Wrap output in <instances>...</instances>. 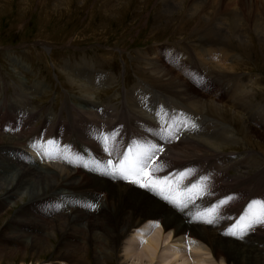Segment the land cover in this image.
Returning a JSON list of instances; mask_svg holds the SVG:
<instances>
[{
	"label": "bare ground",
	"instance_id": "bare-ground-1",
	"mask_svg": "<svg viewBox=\"0 0 264 264\" xmlns=\"http://www.w3.org/2000/svg\"><path fill=\"white\" fill-rule=\"evenodd\" d=\"M177 1L167 0L164 5L171 6L170 8L173 9L180 7L183 11L186 10L190 17L195 15L201 17V21L205 23L204 27L199 29V34L206 40L205 43L215 45L211 48H202L198 44H193L197 47L184 48L190 60L187 66L192 65V69H182L184 79L170 78L169 75L175 70L173 65L166 64L164 67L159 63L158 58L156 60L144 58L148 71L155 75L156 82L143 84V81H139L131 89L125 86L120 105H109V103L106 105L95 99V95L98 94L97 89L118 83V80L110 73L105 76L103 73L95 76V71L70 66V68L64 67L65 70L61 71L68 76L70 88L77 93L64 102L59 113L43 112L39 106L33 105L31 100L43 97L46 93L47 86L41 82L32 86L24 84L23 89L13 98L0 99V142L2 143L0 145V211L9 209L20 202L24 204L23 209L13 216V220L11 218V224L7 226L10 230L9 241L22 245L24 252L22 249L19 251V247H14L15 245L12 248L0 242V257L7 255L9 258H14L19 255L23 260L31 251V256L36 254L40 256L45 253H53L56 256L52 260H38L37 263L40 264H50V262L52 264H112L113 260L119 258L122 241L130 237V233L134 230L133 240H141L143 250L145 252L146 249L149 256L155 257V254L159 253L162 247L163 240L160 241V237L163 231L165 234L169 233L167 236L169 239H173L171 255L175 258L182 254V251L188 254L186 251L188 249L191 254H212L220 264H264V230L260 229V224H257L260 228L255 233L248 231L242 238L227 235L225 234L227 230H224L220 224H205L208 220L206 216L193 217V213L189 212L190 209L184 205V199L188 197L192 200L189 202L198 205L192 210L200 209L205 205L204 197H200L201 194L182 193L174 188L172 191L174 193L169 194L173 199H168L166 201L168 203L163 204L150 198L149 195L155 191L141 187L139 184L138 189L143 192L133 190L130 184L121 181L112 173L111 167L110 170L109 167L105 170L108 160L107 147L103 144L104 138L109 136L104 130V124L113 126L116 123H122L121 118H124L125 114L129 118L130 126L146 123L147 130L150 128L155 134L157 149L163 144L169 147L170 144L175 145L183 141L193 145L190 150L198 149V154L210 155L214 162L225 163L231 160L236 167L246 168L244 167L246 161H243L239 155L226 151L234 139L229 121L234 116L232 112L234 103L230 104V101L233 102L235 98H238L241 103L244 102L249 91L242 90L246 72H239L241 58L228 54L227 51L232 50L228 48V38L227 42L225 38L226 35L228 37L232 34L240 41H246L247 35L243 32L244 28H240L245 27V22L251 25L250 19L253 16L249 15L245 18L243 12L241 14L236 12L237 14L234 15L231 4L228 1L223 3V0ZM204 8L212 9L219 14L211 18L205 13L202 14ZM238 17H241L243 22H240L242 20ZM254 21L252 28L257 39L264 40V24L259 23L258 20ZM215 39L220 43L216 45ZM222 45H226L227 48H223L225 46ZM184 46H192V44H184ZM221 50L224 52L219 54ZM214 54L217 59L222 57L219 61L225 62V67L219 68L218 64H214ZM193 55L200 56L193 57ZM198 71L210 76L214 75L219 80L209 82V85L212 84L214 89L221 90L222 99L215 96V91L207 96L194 88L195 82L190 81V75H195ZM85 78L87 81L90 80L93 86L83 82ZM157 91L162 97L160 98L163 102L162 107L165 101L167 106L172 108L167 129L162 128L165 117L163 108L159 107L155 114L150 112L149 102L155 101L154 92L157 93ZM116 94L120 95L121 92L117 90ZM225 99L227 101H224ZM246 102H249L248 99ZM236 110L235 116L241 121L239 110ZM200 111L201 113L197 114ZM181 118L183 121L180 120ZM224 118L227 119L224 120ZM200 119H203L204 123L207 120L206 125H202L203 128L199 125ZM179 120L182 124H179ZM39 121L41 123H38ZM197 122L200 128L195 130ZM192 123L195 127L190 126L193 125ZM45 131L63 137L77 149L79 147L93 149L100 157V162L97 163L88 157L87 163L81 168L70 159L59 161L57 156L53 159V154L50 155V152L45 153L42 148L39 149L34 141L35 134H44ZM180 133L181 137L174 142L173 139ZM92 138L98 141L97 145L92 142ZM165 154V152L162 154L163 160L156 166L159 169L169 164ZM141 158L146 159V157ZM202 182V193H204L207 190L205 187L208 179L206 181L199 178L190 180V188L193 184L199 185ZM241 193L235 188L223 186V189L212 191L210 195L216 196V207L221 209L222 205L229 203V200L232 202L233 198ZM72 194L73 197L69 196ZM255 194L243 197L247 196L249 203L253 199L261 201L257 200ZM27 198L29 200L26 203ZM145 201L151 202L148 207L146 206L149 210L145 211V208L140 210V204ZM220 201H227V203L221 205ZM98 202L102 207L100 211H97L96 207H90V205L96 206ZM201 213L204 212L199 214ZM158 220H162L159 226L162 229L157 235L151 233V230L157 229L155 224ZM167 237L166 241L169 240ZM199 255L196 257H200Z\"/></svg>",
	"mask_w": 264,
	"mask_h": 264
},
{
	"label": "rangeland",
	"instance_id": "rangeland-1",
	"mask_svg": "<svg viewBox=\"0 0 264 264\" xmlns=\"http://www.w3.org/2000/svg\"><path fill=\"white\" fill-rule=\"evenodd\" d=\"M166 1L0 0V99L3 97L13 98L16 93H19L23 89L24 84L32 86L35 83L41 82L47 86L46 93L43 97H36V99L31 100L33 101V105L39 106L43 112L55 111L59 113L64 102L77 93L70 88L68 76L61 71L62 69L65 70L64 67L70 68V66L84 67L93 72L95 71V76L101 73L105 76L110 73L118 80V83L111 86H101L97 89L98 94L95 95L97 98L94 96L95 99L106 105L108 103L109 105H120L125 86L131 89L139 81H143V84H153L152 82H156L154 80L155 75L148 71L147 64L144 62L146 60H156L158 58L160 59L159 63L164 65V67L166 64L169 66L171 64L175 70L169 75L170 78L184 79L182 69H192V65L187 66L190 60L184 48H196L197 46H193V44H198L202 48H211L215 45L205 43L206 40L201 38L199 29L203 28L205 23L201 21V17L196 15L190 17L189 13H186L187 11H183L180 7L174 9L170 8L171 6L166 7L164 5ZM224 1H228L231 4V10L234 12V15L243 12L245 18L249 15L253 16L250 19L251 25L245 22V27L240 28H244L243 32L247 35L246 41H240L235 36H232V34H229L228 37L226 35L225 38V40L228 38V48L232 50L231 52L227 51L228 54L241 58L239 72H246V74L244 73L246 76L243 78L245 82L242 90L248 89L249 91L248 97L246 100L244 99V102L242 101L241 103L238 98H235L233 102L230 101V104L234 103L232 107L234 116L229 120L230 130L234 139L228 145L226 151H232L239 155L243 161H246L244 163V167L246 168L236 167L234 161L231 160L225 163L214 162L210 155L208 156L206 153L198 154V149L190 150L193 145L184 143L183 141L175 145L170 144L165 151V157H169L167 159L169 165L181 167V172L191 170V173L188 175H191V177L196 174L199 168L204 167L205 169L197 176L192 177L191 180L207 177L208 184L205 187L206 189L215 186L214 191H216L223 189L224 186L226 188H235L240 193L242 192L238 197L233 198L232 202L229 200V203H227H234L236 205L241 197L252 193H256L257 200L264 201V40L257 39L256 33L252 28L255 23L254 20H258L259 23L264 24V0H223V3H225ZM203 13L209 17L219 14L212 11V9L206 10L205 8L202 10ZM242 18L238 17L239 20H242ZM240 22H243V20ZM214 42H216V45L220 43L216 39ZM251 42L252 45H250ZM189 43L192 46H184V44ZM222 46H225L223 48H227L226 45ZM219 52L221 54L224 50ZM214 55V64H218L219 68L225 67V62L221 63L219 61L222 60V57L217 59L216 54ZM175 56L179 58H175ZM85 79L82 81L86 82L89 86H93L90 80L87 81V78ZM190 81L195 82L193 86L200 93L210 96L215 91V96L222 99L220 96L221 90L214 89L212 84L209 85V82L219 81L214 75L210 76L198 71L195 75H190ZM117 90L121 92L120 95L116 94ZM154 94H156L155 101L149 102L151 113L156 106L155 111L159 107L161 108L163 103L158 91L157 93L154 92ZM236 96L241 97L240 95ZM247 99L249 102H246ZM224 101L227 100L225 99ZM250 101H253V103ZM155 103L156 105L154 106ZM164 105L163 109L165 107V109L172 111L171 106H167L165 101ZM236 109L239 110V117L241 116L242 118L241 121L235 116ZM146 110H148L147 107ZM199 113L201 111L197 112V114ZM63 114L67 115V113ZM226 119L224 118V120ZM121 120L124 123L126 131L136 133V135L134 134L137 138L135 146L140 145L144 148L156 146L155 134L151 132L150 128L147 130L146 123L143 124L142 122V124L139 123L140 125H131V127L126 114ZM180 120L183 121L182 118ZM186 120H189V118H186ZM181 121L179 124H182ZM38 123L41 122L39 121ZM206 123L207 120H205V123L203 119L199 121V125L202 128ZM196 126H198V122ZM108 141L109 139L107 142H104L103 145L105 147H108ZM92 142L96 145L98 143L96 139H93ZM190 154L197 155L190 156ZM88 167L90 168V164ZM130 185L133 187V190L143 192L138 189V184ZM174 188L175 186H173V190ZM149 196L163 204L168 203L166 202L168 199L163 198L157 192ZM28 200L29 198L25 200L26 203ZM189 201L192 200L186 197L184 205L190 209L189 212L193 213V217L199 216L200 212H204V206L198 210H192L198 205ZM252 201L255 200L253 199ZM150 204V201H145L140 204V210L144 208L145 211L146 209L149 210L147 207ZM248 204L249 202L245 207L244 214L247 211ZM23 205L21 202L17 203V205L9 209L2 210L4 213H0V242L12 248L15 245L14 247H19V251L22 249L24 252L22 245L11 243L8 238L10 236L8 227L11 224V218L13 220V216L20 209H23ZM31 207H33V204H31ZM259 210L258 208L254 209V211ZM205 224H208V222ZM209 224L212 225V223ZM161 229L157 226V229H152L151 233L157 234L159 230L161 232ZM260 229L264 230V227ZM161 233L160 241L163 240L161 242L162 247H160L159 253H156L155 257H153L149 256L146 249L144 252L141 240H133V230L130 233L131 236L122 241L118 254L119 258L113 260L112 264H220L209 253H206L207 255H199L187 254L182 251V254L180 253L176 258L173 257L171 255V250L173 251V239L167 237L169 235L168 232L165 234L162 231ZM166 237L169 240L166 241ZM30 253L32 254L29 251L27 257L23 260L19 255L14 258H9L7 255L2 256L0 257V263L40 264L37 263L38 260H52L56 257L53 253H45L40 256L37 254L31 256ZM196 255L200 257H196ZM38 257L40 258L38 259Z\"/></svg>",
	"mask_w": 264,
	"mask_h": 264
},
{
	"label": "snow or ice",
	"instance_id": "snow-or-ice-1",
	"mask_svg": "<svg viewBox=\"0 0 264 264\" xmlns=\"http://www.w3.org/2000/svg\"><path fill=\"white\" fill-rule=\"evenodd\" d=\"M190 126L195 127L194 124ZM104 139L107 141L109 138L105 137ZM157 151H162V149H157L155 146L144 148L140 145H136L129 148L128 155H126L124 160L117 166L112 167V163L109 161L108 165L105 166V170H107L108 167H112V172L119 174L122 178L132 183H137L141 187L148 188L151 191H155L165 199H173V197L169 195L173 191V185H178L183 181V179L191 173V170L181 172L172 177H155L153 173L161 169L151 165L150 160ZM134 152L136 154L135 158H133L132 155ZM141 157H146V159H142ZM96 166L99 167V165ZM203 180L206 181L207 177H204ZM188 192L196 193L197 195L201 194L203 192V182L199 185L193 184L191 188L188 189ZM224 203H227V201H220L221 205ZM90 207L94 208L95 205H90ZM257 208H259L260 211H254V209ZM217 210L218 207L210 208L206 213L199 214L198 218L206 216L208 217L207 222L212 223L214 214ZM257 224L264 225V201L250 202L245 214L242 215L225 234L242 238Z\"/></svg>",
	"mask_w": 264,
	"mask_h": 264
}]
</instances>
